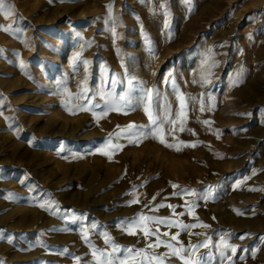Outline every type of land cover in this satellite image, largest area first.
I'll return each instance as SVG.
<instances>
[{
  "label": "rangeland",
  "instance_id": "1",
  "mask_svg": "<svg viewBox=\"0 0 264 264\" xmlns=\"http://www.w3.org/2000/svg\"><path fill=\"white\" fill-rule=\"evenodd\" d=\"M6 3L0 264H97L94 248L144 249L156 236L124 230L141 215L175 222L148 227L190 264H264V0ZM146 90L154 114L166 105L170 119L183 96L185 115L164 125L166 143L122 131L151 127L137 105ZM105 98L120 110L97 119ZM153 251L185 264L163 243Z\"/></svg>",
  "mask_w": 264,
  "mask_h": 264
},
{
  "label": "snow or ice",
  "instance_id": "2",
  "mask_svg": "<svg viewBox=\"0 0 264 264\" xmlns=\"http://www.w3.org/2000/svg\"><path fill=\"white\" fill-rule=\"evenodd\" d=\"M186 2H190V0H186ZM107 7L109 8V11H110L111 5H108ZM0 12H3L6 18L10 17L13 15L12 6L7 4L6 0H0ZM3 30L9 31L8 28H4ZM112 31L115 32V29H112ZM84 63L87 64L88 62L84 61ZM112 82L113 83L116 82L115 77H112ZM86 91L87 90H85V93H86ZM83 98L86 101H88V103L84 104V105H79L78 107H80L81 110L87 111V110H89L88 104H90L91 101L86 94L83 95ZM118 99L120 101H125L124 96H119ZM141 102L145 104L144 111L148 115V119H149L151 127L149 128L148 126H137L134 124H129L122 131L123 132H131L133 129H135L136 132L133 133V135L137 136V140L135 142H138L140 137H144L148 134H151L152 136L160 138L161 143H166V141L163 139V134L165 131L164 125L166 123H169V124L175 126L177 124V122L181 119V116L185 115V113H184L185 102H184L183 96L180 97L181 111L176 113L175 119H170L171 113H170V111L166 105H165L164 112L162 115L154 114V112L152 110V103H153V92H152V90H146L144 97H142L141 100L137 101V105ZM125 103H126V106H129V107L132 106L131 101H125ZM96 107H101V106L99 104H97ZM157 107H159V105H157ZM119 110H120L119 106H117L114 103V101H110V100L105 98V105L103 106L101 113L97 114V113L93 112V115L96 116L97 119H99L102 116L107 115V111H119ZM200 110L201 111L204 110L203 104H201ZM203 123L208 124L209 121H204ZM180 130L181 131L184 130L183 126L180 127ZM174 131H175L174 127L169 129L170 133L174 132ZM117 135H119V133H117ZM108 143L110 144L111 141L109 140ZM167 146L172 147L173 145L167 144ZM188 146L195 147L194 144L188 145ZM116 147H119V145H117ZM173 187H176V185H173ZM129 203H139V200L133 199L132 201H129ZM164 206L165 205H163V204L159 205V207H164ZM41 207H44V205H41ZM168 207L174 208V206H172V205H168ZM181 215H182V213H181ZM150 221L154 222L156 224H166L168 227L175 226V222L171 221L168 218L148 217V216L141 215L138 220L132 219V220L128 221L124 226V230L129 235H136L137 230H139L142 232V234L145 238H149L151 236H156L155 241L148 243L146 245V248H144V249H132V248L122 249L119 245L113 244L112 253H106V252H103L99 249L94 248L92 254L94 257L97 258V264H117V261H118V264H136V261H135L136 257L140 258L139 264H164V261L167 258L166 255H157L154 251L152 253L148 252L149 249H155V248L159 247L162 243L164 244L165 247L172 250V253H171L172 255L179 256L182 260H185V264H190L189 259H186L182 255V253L184 251L183 248H175L172 244L165 243V242L161 241L159 238V235H157V233L159 232V229L157 228L155 231H153L152 229H150L148 227V222H150ZM196 226H197L196 224H192V225L181 224L180 225V227L183 229L194 228ZM200 226L208 227L207 225H200ZM93 227H96V225H93ZM163 235L167 236L168 233H163ZM240 238L243 239L244 237H240ZM85 239L87 240L86 234H85ZM171 239L176 240L177 236L173 235L171 237ZM110 242H111L110 238L105 236V243L107 244ZM207 246H208V243L206 241L202 245H195L193 247L195 248V247H207ZM223 246L225 248L230 247L232 253L236 252V248L228 245L227 243H224ZM98 253H99V255H97ZM114 253H121V255L118 257L112 258ZM220 254H221V256L224 255L223 252H221ZM101 257H103L104 259L101 260L100 259ZM130 258H132V259L130 260ZM229 259H230V257H229ZM191 264H200V262H199V260L191 261Z\"/></svg>",
  "mask_w": 264,
  "mask_h": 264
},
{
  "label": "bare ground",
  "instance_id": "3",
  "mask_svg": "<svg viewBox=\"0 0 264 264\" xmlns=\"http://www.w3.org/2000/svg\"><path fill=\"white\" fill-rule=\"evenodd\" d=\"M47 158V157H46ZM136 241V240H135Z\"/></svg>",
  "mask_w": 264,
  "mask_h": 264
}]
</instances>
